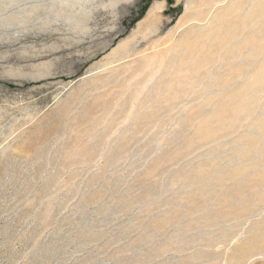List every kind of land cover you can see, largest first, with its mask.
<instances>
[{"label": "rangeland", "instance_id": "374dc122", "mask_svg": "<svg viewBox=\"0 0 264 264\" xmlns=\"http://www.w3.org/2000/svg\"><path fill=\"white\" fill-rule=\"evenodd\" d=\"M0 264H264V0H0Z\"/></svg>", "mask_w": 264, "mask_h": 264}]
</instances>
